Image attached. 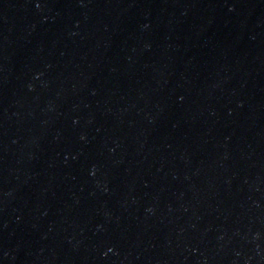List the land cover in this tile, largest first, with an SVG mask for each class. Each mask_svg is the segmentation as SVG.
<instances>
[{
    "label": "water",
    "instance_id": "obj_1",
    "mask_svg": "<svg viewBox=\"0 0 264 264\" xmlns=\"http://www.w3.org/2000/svg\"><path fill=\"white\" fill-rule=\"evenodd\" d=\"M0 264H264V0H0Z\"/></svg>",
    "mask_w": 264,
    "mask_h": 264
}]
</instances>
